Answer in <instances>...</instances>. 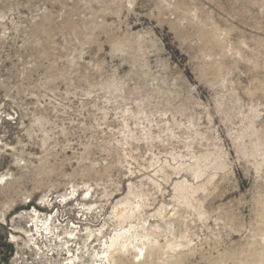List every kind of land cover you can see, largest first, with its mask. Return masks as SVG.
Returning <instances> with one entry per match:
<instances>
[{
    "label": "rangeland",
    "instance_id": "374dc122",
    "mask_svg": "<svg viewBox=\"0 0 264 264\" xmlns=\"http://www.w3.org/2000/svg\"><path fill=\"white\" fill-rule=\"evenodd\" d=\"M0 176L1 264H264V0H0Z\"/></svg>",
    "mask_w": 264,
    "mask_h": 264
},
{
    "label": "bare ground",
    "instance_id": "6f19581e",
    "mask_svg": "<svg viewBox=\"0 0 264 264\" xmlns=\"http://www.w3.org/2000/svg\"><path fill=\"white\" fill-rule=\"evenodd\" d=\"M4 176H0V193L2 196L5 195L7 189L5 186H3L4 183ZM38 221V219L36 220ZM43 225V224H42ZM38 226V225H37ZM48 229V226L45 227ZM147 230V239H150L149 236L153 235L155 237L158 232L155 228L151 227V229L146 228ZM74 231H68L67 235H65L63 238L67 239V236H69V239L64 242L63 246V254L66 255V257L62 260V264H85L83 262V252L82 247L74 246L76 247L75 250H72L70 248L71 245L68 244V241H72L73 239H77V233L75 232V235L73 236ZM128 230L126 228L122 230H118L114 232V234L109 239L102 240L103 237L102 231H88L87 232V239L91 238V241H100L102 244V251H96L91 254V258L93 261L89 264H120L121 262H128L130 260V253L133 251L140 252L145 246L144 241H142L141 244H137L135 241L137 240V236L128 234ZM54 234V233H53ZM59 235V234H58ZM130 235V236H129ZM57 236V235H56ZM60 236V235H59ZM58 237V236H57ZM71 238V239H70ZM144 239V238H143ZM153 241H155V238ZM62 240V239H61ZM76 241V240H75ZM74 245V240H73ZM139 254V253H138Z\"/></svg>",
    "mask_w": 264,
    "mask_h": 264
},
{
    "label": "flooded vegetation",
    "instance_id": "af4514ba",
    "mask_svg": "<svg viewBox=\"0 0 264 264\" xmlns=\"http://www.w3.org/2000/svg\"><path fill=\"white\" fill-rule=\"evenodd\" d=\"M0 264H1V258H0Z\"/></svg>",
    "mask_w": 264,
    "mask_h": 264
}]
</instances>
